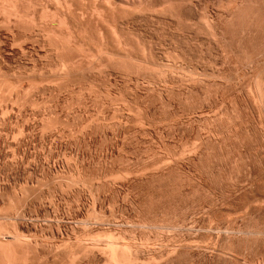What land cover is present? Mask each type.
Instances as JSON below:
<instances>
[{"label": "rangeland", "instance_id": "obj_1", "mask_svg": "<svg viewBox=\"0 0 264 264\" xmlns=\"http://www.w3.org/2000/svg\"><path fill=\"white\" fill-rule=\"evenodd\" d=\"M15 1L0 0V244L22 264H109V248L264 264V0Z\"/></svg>", "mask_w": 264, "mask_h": 264}, {"label": "bare ground", "instance_id": "obj_2", "mask_svg": "<svg viewBox=\"0 0 264 264\" xmlns=\"http://www.w3.org/2000/svg\"><path fill=\"white\" fill-rule=\"evenodd\" d=\"M9 2H10V0H8ZM13 1V0H12ZM16 1H19V0H16ZM15 1V2H16ZM44 1V0H43ZM49 1V0H48ZM95 1V0H94ZM97 1V0H96ZM124 1V0H123ZM133 1V0H132ZM139 1H141V0H139ZM148 1V0H147ZM161 1V0H160ZM176 1H178V0H176ZM190 1V0H189ZM188 1V2H189ZM233 1V0H232ZM240 1V0H239ZM247 1V0H246ZM250 1V0H249ZM257 1V0H256ZM6 2V1H5ZM39 2V1H38ZM55 2V1H54ZM63 2V1H62ZM100 2V1H99ZM126 2H128V1H126ZM138 2V1H137ZM143 2V1H142ZM165 2V1H164ZM167 2V1H166ZM169 2V1H168ZM185 2V1H184ZM197 2V1H196ZM195 2V3H196ZM234 2V1H233ZM241 2H242V0H241ZM244 2V1H243ZM2 4H3V2H1ZM20 3V2H19ZM27 3H29V2H27ZM40 3V2H39ZM56 3V2H55ZM58 3V2H57ZM60 3V2H59ZM106 3V5H107V2H105ZM190 3V2H189ZM250 3V2H249ZM256 3V2H255ZM7 4V3H6ZM11 4V3H10ZM15 3L13 2V5H14ZM21 4H23V3H21ZM20 4V5H21ZM41 4V3H40ZM49 4V3H48ZM70 4V3H69ZM96 4V3H95ZM167 4V3H166ZM248 4V3H247ZM264 4V3H263ZM4 5V4H3ZM30 5V4H29ZM35 5V4H34ZM64 5H66V3L64 4ZM97 5V4H96ZM126 5V4H125ZM130 5V4H129ZM137 5V4H136ZM167 5H169V4H167ZM166 5V6H167ZM185 5V4H184ZM183 5V6H184ZM231 5V4H230ZM234 4H232V6H233ZM237 5L239 6V4L237 3ZM9 6V5H8ZM57 6V5H56ZM67 6H69V5H67ZM103 6V5H102ZM107 6H109V5H107ZM115 6V5H114ZM42 7H43V5H42ZM44 7H46V6H44ZM43 7V8H44ZM122 7V6H121ZM126 7V6H125ZM136 7V6H135ZM140 7L142 8V6L140 5ZM168 7V6H167ZM187 7V6H186ZM5 8V7H4ZM21 8H23V7H21ZM36 8V7H35ZM94 8V7H93ZM179 8V7H178ZM189 8V7H188ZM233 8V7H232ZM237 7H235V9H236ZM257 8V7H256ZM2 9V8H1ZM12 9H13V7H12ZM26 9H28V7H26ZM32 9V8H31ZM138 10H139V8H137ZM148 9V8H147ZM150 9V8H149ZM177 9V8H176ZM244 9V8H243ZM7 10V9H6ZM6 10L4 11H1L2 13V15H4L3 13H8V11L6 12ZM9 11H13V10H11V7H10V9H8ZM43 10V9H42ZM45 10H46V8H45ZM56 10V9H55ZM69 10H70V8H69ZM99 10V9H98ZM101 10V9H100ZM113 9H111V11H112ZM160 10V9H159ZM240 10V9H239ZM16 11V10H15ZM15 11H13V13L15 12ZM49 11V10H48ZM68 11V10H67ZM94 11H96V10H94ZM126 11V10H125ZM129 11V10H128ZM132 11V10H131ZM130 11V12H131ZM136 11V10H135ZM134 11V12H135ZM153 11V10H152ZM155 11V10H154ZM165 11V10H164ZM169 11V10H168ZM186 11V10H185ZM249 11V10H248ZM11 12H9L8 13V16L6 17V15H5V17L6 18H8L9 17V14L11 13ZM17 12V11H16ZM32 12V11H31ZM47 12V11H46ZM70 12V11H69ZM87 12V11H86ZM97 12V11H96ZM103 12V11H102ZM161 12H162V10H161ZM160 12V13H161ZM171 12V11H170ZM177 12V11H176ZM232 12H233V10H232ZM231 12V13H232ZM13 13H11V14H13ZM35 13V12H34ZM40 13V12H39ZM41 13H43V12H41ZM58 13V12H57ZM100 13V12H99ZM114 13V12H113ZM124 13V12H123ZM178 13V12H177ZM223 13H224V11H223ZM237 13V12H236ZM241 13V12H240ZM15 14V13H14ZM29 14V13H28ZM33 14V13H32ZM45 14V13H44ZM49 14V13H48ZM47 14V15H48ZM52 14V13H51ZM87 14V13H86ZM94 14V13H93ZM101 14V13H100ZM112 14V13H111ZM118 14V13H117ZM128 14H129V12H128ZM127 14V15H128ZM135 14V13H134ZM155 14H157L156 12H155ZM162 14V13H161ZM178 14H180V13H178ZM238 14V13H237ZM237 14H236V17H237ZM247 14V13H246ZM250 14V13H249ZM248 14V15H249ZM18 15V14H17ZM16 15V16H17ZM23 15V14H22ZM91 15H92V13H91ZM98 15V14H97ZM114 15H115V13H114ZM121 15V14H120ZM145 15V14H144ZM165 15H167V14H165ZM203 15V14H202ZM232 15V14H231ZM233 15H235L234 13H233ZM243 15V14H242ZM245 15V14H244ZM247 15V16H248ZM63 16V15H62ZM81 16V15H80ZM102 16V15H101ZM117 16V15H116ZM123 16V15H122ZM139 16V15H138ZM137 16V17H138ZM162 16V15H161ZM180 16H184V15H180ZM204 16V15H203ZM208 16V15H207ZM206 16V19L205 20H207V17ZM222 16V15H221ZM247 16H246V18H247ZM252 16V15H251ZM2 17V16H1ZM4 17V18H5ZM39 17V16H38ZM46 17V16H45ZM49 17H51V16H49ZM55 17V16H54ZM90 17V16H89ZM99 17V16H98ZM112 17V16H111ZM163 17H164V15H163ZM162 17V18H163ZM173 17V16H172ZM179 17V16H178ZM193 17V16H192ZM197 17V16H196ZM231 17V16H230ZM3 18V17H2ZM13 18V17H12ZM30 18V17H29ZM43 18V17H42ZM47 18V17H46ZM82 18H83V16H82ZM92 18V17H91ZM100 18V17H99ZM125 18H127V17H125ZM146 18V17H145ZM180 18V17H179ZM178 18V19H179ZM182 18V17H181ZM186 18V17H185ZM198 18V17H197ZM209 18H211V17H209ZM10 19H11V17H10ZM26 19V18H25ZM31 19V18H30ZM41 19V18H40ZM53 19V18H52ZM52 19H50V20H52ZM55 19V18H54ZM58 19V18H57ZM60 19V18H59ZM62 19V18H61ZM101 19V18H100ZM110 19V18H109ZM123 19V18H122ZM153 19V18H152ZM159 19V18H158ZM176 19V18H175ZM178 19H176V20H178ZM198 19H202V18H198ZM221 19V18H220ZM6 20V19H5ZM16 20V19H15ZM14 20V21H15ZM22 20V19H21ZM47 20V19H46ZM45 20V21H46ZM68 20V19H67ZM81 20V19H80ZM102 20V19H101ZM131 20V19H130ZM165 20V19H164ZM170 20V19H169ZM196 20V19H195ZM203 20V19H202ZM227 20V19H226ZM8 21V20H7ZM19 21V20H18ZM28 21H29V19H28ZM39 21V20H38ZM96 21V20H95ZM160 21H162V20H160ZM174 21V20H173ZM204 21V20H203ZM208 21V20H207ZM214 21V20H213ZM217 21V20H216ZM225 21V20H224ZM238 21V20H237ZM34 22V21H33ZM50 22V21H49ZM62 22V21H61ZM92 22V21H91ZM130 22V21H129ZM156 22H157V20H156ZM172 22V21H171ZM190 22V21H189ZM198 22V21H197ZM201 22V21H200ZM199 22V23H200ZM204 22H206V21H204ZM209 22H210V19H209ZM233 22H234V20H233ZM245 22H247V21H245ZM4 23V22H3ZM24 23V22H23ZM36 23V22H35ZM34 23V24H35ZM54 23V22H53ZM52 23V24H53ZM143 23V22H142ZM148 23V22H147ZM159 23V22H158ZM157 23V24H158ZM161 23V22H160ZM175 23V22H174ZM177 23V22H176ZM179 23V22H178ZM185 23V22H184ZM188 23V22H187ZM191 23V22H190ZM218 23H219V21H218ZM218 23H216V24H218ZM224 23V22H223ZM226 23V22H225ZM248 23V22H247ZM251 23V22H250ZM7 24H9V23H7ZM21 24V23H20ZM27 24V23H26ZM33 24V23H32ZM33 24V25H34ZM50 24H51V22H50ZM63 24V23H62ZM110 24V23H109ZM115 24V23H114ZM156 24V23H155ZM189 24V23H188ZM194 24V23H193ZM202 24V23H201ZM203 24H205V23H203ZM206 24H208V22H206ZM222 24V23H221ZM239 24V23H238ZM249 24V23H248ZM260 24V23H259ZM258 24V25H259ZM11 25H13V23H11ZM32 25V26H33ZM41 25V24H40ZM69 25V24H68ZM145 25V24H144ZM151 25V24H150ZM167 25V24H166ZM173 25V24H172ZM182 25V24H181ZM191 25V24H190ZM209 25H210V23H209ZM214 25V24H213ZM233 25V24H232ZM236 25H237V23H236ZM250 25V24H249ZM251 25H252V23H251ZM4 26V25H3ZM31 26V25H30ZM38 26V25H37ZM51 26V25H50ZM58 26H60V24H58ZM74 26V25H73ZM109 26V25H108ZM169 26V25H168ZM176 26V25H175ZM184 26V25H183ZM205 26H207V25H205ZM247 26V25H246ZM26 27V26H25ZM29 27V26H28ZM34 27H35V25H34ZM64 27H66V26H64ZM106 27V26H105ZM146 27V26H145ZM165 27H167V26H165ZM164 27V28H165ZM204 27V26H203ZM218 27V26H217ZM227 27V26H226ZM226 27H225V29H226ZM231 28H232V26H230ZM259 27V26H258ZM264 27V26H263ZM37 28V27H36ZM35 28V29H36ZM40 28H41V26H40ZM45 28V27H44ZM56 28V27H55ZM77 28V27H76ZM93 28V27H92ZM99 28V27H98ZM111 28V27H110ZM137 28V27H136ZM189 28H190V26H189ZM228 28V27H227ZM242 28H243V26H242ZM254 28V27H253ZM96 29V28H95ZM119 29V28H118ZM133 29V28H132ZM144 29V28H143ZM150 29V28H149ZM155 29V28H154ZM192 29V28H191ZM204 29V28H203ZM205 29H210V32L211 33H216V28L214 27V26H210L209 28H208V26L205 28ZM230 29V28H229ZM238 29V28H237ZM260 29V28H259ZM20 30V29H19ZM41 30V29H40ZM68 30V29H67ZM86 30V29H85ZM108 30H110V29H108ZM116 30V29H115ZM122 30H123V28H122ZM157 30V29H156ZM220 30V29H219ZM219 30H217V32L219 31ZM234 30H236V29H234ZM241 30H244V29H241ZM7 31V30H6ZM51 31V30H50ZM99 31V30H98ZM111 31H113L112 29H111ZM125 31V30H124ZM132 31V30H131ZM137 31V30H136ZM139 31V30H138ZM149 31V30H148ZM176 31V30H175ZM182 31V30H181ZM193 31V30H192ZM199 31H201V30H199ZM199 31H198V33H199ZM204 31V30H203ZM207 31V30H206ZM16 32V31H15ZM53 32V31H52ZM51 32V33H52ZM94 32V31H93ZM92 32V33H93ZM134 32V31H133ZM143 32V31H142ZM187 32V31H186ZM197 32V31H196ZM237 32V31H236ZM241 32H243V31H241ZM9 33V32H8ZM24 33V32H23ZM28 33H29V31H28ZM46 33V32H45ZM63 33V32H62ZM68 33V32H67ZM72 33V32H71ZM101 33V32H100ZM114 33V32H113ZM116 33V32H115ZM124 33V32H123ZM195 33V32H194ZM201 33V32H200ZM202 33H204V32H202ZM209 33V32H208ZM220 33V32H219ZM226 33V32H225ZM234 33V32H233ZM254 33V32H253ZM7 34V33H6ZM16 34V33H15ZM36 34V33H35ZM82 34V33H81ZM109 34V33H108ZM205 34V33H204ZM221 34V33H220ZM238 34V33H237ZM244 34V33H243ZM22 34H20V36H21ZM26 35V34H25ZM29 35V34H28ZM31 35V34H30ZM40 35V34H39ZM44 35V34H43ZM42 35V37H44ZM49 35H51L50 33H49ZM56 35V34H55ZM54 35V36H55ZM63 35V34H62ZM101 35V34H100ZM123 35H125V34H123ZM177 35V34H176ZM195 35V34H194ZM202 35V34H201ZM206 35V34H205ZM209 35V34H208ZM215 35V34H214ZM240 35V34H239ZM32 36V35H31ZM34 36V35H33ZM41 36V35H40ZM51 36H53V35H51ZM70 35H68V37H69ZM73 36V35H72ZM116 36V35H115ZM211 36V35H210ZM257 36V35H256ZM262 36V35H261ZM38 37V36H37ZM67 37V38H68ZM88 37V36H87ZM186 37V36H185ZM212 37H215V36H212ZM225 37V36H224ZM245 37V36H244ZM264 37V36H263ZM17 38V37H16ZM53 38V37H52ZM90 38V37H89ZM103 38V37H102ZM108 38V37H107ZM19 39V38H18ZM26 39H27V37H26ZM31 39H33V38H31ZM39 39H41V38H39ZM46 39V38H45ZM44 39V40H45ZM57 39V38H56ZM120 39V38H119ZM190 39V38H189ZM228 39V38H227ZM250 39V38H249ZM13 40V39H12ZM16 40V39H15ZM64 40V39H63ZM62 40V41H63ZM121 40V39H120ZM123 40V39H122ZM232 40V39H231ZM244 40V39H243ZM14 41V40H13ZM18 41V40H17ZM38 41V40H37ZM43 41V40H42ZM56 41V40H55ZM67 41V40H66ZM90 41V40H89ZM104 41V40H103ZM103 41H101V42H103ZM213 41V40H212ZM254 41V40H253ZM263 41H264V39H263ZM106 42H108V41H106ZM116 42V41H115ZM119 42V41H118ZM50 43V42H49ZM64 43V42H63ZM82 43V42H81ZM94 43V42H93ZM113 43H114V40H113ZM204 43V42H203ZM227 43V42H226ZM247 43V42H246ZM262 43V42H261ZM67 45H68V43H66ZM66 44L64 45V46H66ZM85 44V43H84ZM106 44V43H105ZM119 44V43H118ZM124 44V43H123ZM183 44H184V42H183ZM186 44V43H185ZM189 44V43H188ZM223 44H224V42H223ZM244 44V43H243ZM248 44V43H247ZM43 45V44H42ZM48 45H50V44H48ZM48 45H47V47H48ZM197 45V44H196ZM236 45V44H235ZM52 46V45H51ZM60 46V45H59ZM70 46V45H69ZM108 46V45H107ZM111 46V45H110ZM118 46H120V45H118ZM175 46V45H174ZM184 46V45H183ZM224 46V45H223ZM240 46V45H239ZM238 46V47H239ZM251 46V45H250ZM253 46V45H252ZM74 47H75V44H74ZM230 47V46H229ZM233 47V46H232ZM244 47V46H243ZM42 48V47H41ZM66 48H68V47H66ZM100 48V47H99ZM117 48V47H116ZM122 48H125V47H122ZM247 48V47H246ZM262 48V47H261ZM47 49V48H46ZM70 49V48H69ZM73 49H78L77 48V46H76V48H73ZM80 49H81V47H80ZM88 49V48H87ZM101 49V48H100ZM105 49H108V48H106L105 47ZM143 49L144 48H142V50L141 51H143ZM152 49V48H151ZM190 49V48H189ZM214 49H216V48H214ZM254 49V48H253ZM259 49H260V47H259ZM264 49V48H263ZM58 50V49H57ZM109 50V49H108ZM120 50H121V47H120ZM147 50V49H146ZM220 50V49H219ZM236 50V49H235ZM260 50H262V49H260ZM3 51V50H2ZM45 51V50H44ZM58 51H60V50H58ZM64 51V50H63ZM100 51V50H99ZM103 51H104V49H103ZM106 51V50H105ZM104 51V52H105ZM132 51V50H131ZM129 52V51H128ZM237 52V51H236ZM244 52V51H243ZM246 52V51H245ZM254 52V51H253ZM45 53V52H44ZM52 53V52H51ZM58 53V52H57ZM64 53V52H63ZM235 53V52H234ZM252 53V52H251ZM68 54V53H67ZM79 54V53H78ZM86 54H88L87 53V51H86ZM99 54V53H98ZM97 54V55H98ZM107 54V53H106ZM120 54V53H119ZM128 54V53H127ZM131 54V53H130ZM145 54V53H144ZM143 54V56H145ZM221 54V53H220ZM223 54V53H222ZM227 54V53H226ZM244 54V53H243ZM260 54V53H259ZM37 55V54H36ZM58 55V54H57ZM60 55H62V54H60ZM60 55H58V58H59V56ZM109 55V54H108ZM125 55V54H124ZM140 55V54H139ZM157 55V54H156ZM170 55V54H169ZM183 55V54H182ZM185 55V54H184ZM183 55V56H184ZM230 55V54H229ZM236 55H237V53H236ZM240 55V54H239ZM51 56V55H50ZM63 56H64V54H63ZM113 56V55H112ZM122 56V55H121ZM127 56V55H126ZM138 56V55H137ZM150 56V55H149ZM257 56V55H256ZM99 57V56H98ZM109 57V56H108ZM148 57V56H147ZM153 57V56H152ZM182 57V56H181ZM227 57V56H226ZM254 57H255V55H254ZM258 57V56H257ZM256 57V58H257ZM37 58V57H36ZM103 58V57H102ZM113 58V57H112ZM119 58V57H118ZM146 58V57H145ZM167 58V57H166ZM216 58V57H215ZM245 58V57H244ZM252 58V57H251ZM57 59V58H56ZM60 59V58H59ZM62 59V58H61ZM72 59V58H71ZM108 59L109 58H107V61H108ZM131 59V58H130ZM139 59V58H138ZM142 59V58H141ZM170 59V58H169ZM183 59V58H182ZM239 59V58H238ZM243 59V58H242ZM50 60V59H49ZM86 60H88V59H86ZM93 60V59H92ZM91 60V61H92ZM97 60V59H96ZM121 61H122V59H120ZM129 60V59H128ZM152 60V59H151ZM240 60V59H239ZM257 60V59H256ZM52 61V60H51ZM70 61H72V60H70ZM117 61H119V60H117ZM132 61V60H131ZM202 61V60H201ZM244 61H246V60H244ZM87 62V61H86ZM93 62H94V60H93ZM158 62V61H157ZM168 62V61H167ZM47 63V62H46ZM56 63V62H55ZM69 63V62H68ZM88 63V62H87ZM96 63V62H95ZM98 63H99V60H98ZM112 63V62H111ZM136 63V62H135ZM152 63V62H151ZM239 63V62H238ZM249 63V62H248ZM252 63V62H251ZM61 64H63V63H61ZM133 64V63H132ZM138 64V63H137ZM260 64V63H259ZM26 65V64H25ZM45 65V64H44ZM49 65V64H48ZM51 65V64H50ZM49 65V66H50ZM53 65V64H52ZM59 65V64H58ZM91 65V64H90ZM124 65V64H123ZM154 65H155V63H154ZM168 65V64H167ZM229 65V64H228ZM249 65H250V63H249ZM255 65V64H254ZM20 66V65H19ZM39 66V65H38ZM41 66V65H40ZM43 66V65H42ZM54 66V65H53ZM63 66V65H62ZM69 66V65H68ZM82 66V65H81ZM85 66V65H84ZM101 66V65H100ZM136 66V65H135ZM139 66V65H138ZM145 66V65H144ZM180 66V65H179ZM247 66V65H246ZM33 67V66H32ZM45 67V66H44ZM56 67H58V66H56L55 65V67L54 68H56ZM88 67V66H87ZM92 67V66H91ZM150 67V66H149ZM169 67V66H168ZM167 67V68H168ZM244 67H245V65H244ZM256 67V66H255ZM17 68H19V67H17ZM22 68V67H21ZM53 68V69H54ZM60 68H62V67H60ZM72 68V67H71ZM70 68V69H71ZM102 68V67H101ZM105 68V67H104ZM134 68V67H133ZM142 68V67H141ZM208 68V67H207ZM257 68V67H256ZM56 69H58V68H56ZM69 69V68H68ZM75 69V68H74ZM92 69H93V67H92ZM107 69V68H106ZM150 69V68H149ZM250 69H252V68H250ZM5 70V69H4ZM62 70H63V68H62ZM62 70H61V72H62ZM141 70V69H140ZM144 70V69H143ZM160 70V69H159ZM228 70V69H227ZM1 71V70H0ZM56 71V70H55ZM65 71V70H64ZM72 71V70H71ZM81 71V70H80ZM91 71V70H90ZM125 71V70H124ZM131 71V70H130ZM180 71V70H179ZM37 72V71H36ZM51 72V71H50ZM60 72V71H59ZM102 72H104V71H102ZM123 72V71H122ZM128 72V71H127ZM146 72V71H145ZM254 72H256V71H254ZM261 72V71H260ZM259 72V73H260ZM63 73V72H62ZM136 73V72H135ZM150 73V72H149ZM159 73V72H158ZM163 73H164V71H163ZM186 73H188V72H186ZM190 73V72H189ZM249 73V72H248ZM258 73V74H259ZM21 74V73H20ZM20 74H19V76H20ZM87 74V73H86ZM113 74V73H112ZM160 74V73H159ZM184 74H185V72H184ZM254 74V73H253ZM262 74V73H261ZM1 75H3V74H1ZM9 75V74H8ZM34 75V74H33ZM49 75V74H48ZM130 75V74H129ZM135 75V74H134ZM143 75V74H142ZM145 75V74H144ZM147 76H148V74H146ZM203 75V74H202ZM28 76V75H27ZM37 76V75H36ZM63 76V75H62ZM71 76H73V75H71ZM98 76V75H97ZM178 76V75H177ZM257 76V75H256ZM261 76V75H260ZM7 77V76H6ZM47 77V76H46ZM65 77V76H64ZM123 77V76H122ZM137 77V76H136ZM143 77V76H142ZM148 77H150V76H148ZM148 77L146 78V79H148ZM153 77V76H152ZM175 77V76H174ZM191 78H192V76H190ZM197 77V76H196ZM56 78H58V77H56ZM63 78V77H62ZM76 78V77H75ZM145 78V77H144ZM157 78H159V77H157ZM187 78V77H186ZM260 78V77H259ZM264 78V77H263ZM20 79V78H19ZM94 79V78H93ZM97 79V78H96ZM95 79V80H96ZM153 79V78H152ZM5 80V79H4ZM9 81V80H8ZM42 81V80H41ZM56 81V80H55ZM155 81V80H154ZM253 81H255V79L253 80ZM76 82V81H75ZM97 82V81H96ZM193 82H194V80H193ZM201 82V81H200ZM261 82V81H260ZM259 82V83H260ZM263 82V81H262ZM29 83V82H28ZM58 83V82H57ZM62 83V82H61ZM155 83V82H154ZM109 84V83H108ZM125 84V83H124ZM256 84H258V83H256ZM264 84V83H263ZM3 85V84H2ZM1 85V86H2ZM8 85V84H7ZM6 85V86H7ZM28 85V84H27ZM33 85V84H32ZM139 85V84H138ZM205 85V84H204ZM218 85V84H217ZM5 86V89H8L9 90V88H7ZM13 86H15V85H13ZM31 86V85H30ZM53 86V85H52ZM103 86V85H102ZM250 86V85H249ZM253 86V85H252ZM61 87V86H60ZM136 87V86H135ZM138 87V86H137ZM248 87V86H247ZM11 88V87H10ZM22 88V87H21ZM79 88V87H78ZM214 88V87H213ZM249 88V87H248ZM255 89H256V87H254ZM257 88H258V85H257ZM14 89H15V87H14ZM19 89H20V87H19ZM83 89V88H82ZM113 89V88H112ZM132 89V88H131ZM7 90V91H8ZM44 90V89H43ZM81 90V89H80ZM107 90V89H106ZM180 90V89H179ZM186 90V89H185ZM250 90V89H249ZM249 90H248V92H249ZM258 90V89H257ZM1 91V90H0ZM16 91V90H15ZM14 91V92H15ZM22 91V90H21ZM62 91V90H61ZM85 91V90H84ZM191 91V90H190ZM252 91V90H251ZM10 92H13L12 91V89H11V91H9V93ZM20 92V91H19ZM151 92V91H150ZM152 92H154V91H152ZM166 92H168V91H166ZM173 92V91H172ZM1 93V92H0ZM24 93V92H23ZM41 93V92H40ZM78 93V92H77ZM92 93V92H91ZM155 93V92H154ZM161 93V92H160ZM244 93V92H243ZM251 93V92H250ZM258 93V92H257ZM261 93V94H260ZM260 93L257 95V97H258V99H259V103H258V99H257V103L260 105H262L261 107H263V104H264V91L262 92V91H260ZM263 93V94H262ZM6 94V93H5ZM22 94V93H21ZM25 94V93H24ZM61 94V93H60ZM169 94V93H168ZM167 94V95H168ZM183 94V93H182ZM204 94V93H203ZM254 94V93H253ZM12 95V94H11ZM77 95V94H76ZM89 95V94H88ZM164 95V94H163ZM172 95V94H171ZM189 95V94H188ZM197 95V94H196ZM40 96V95H39ZM48 96V95H47ZM79 96V95H78ZM77 96V97H78ZM181 96V95H180ZM183 96V95H182ZM260 96V97H259ZM3 97V96H2ZM10 97V96H9ZM15 97V96H14ZM99 97V96H98ZM187 97V96H186ZM209 97V96H208ZM237 97V96H236ZM5 98V97H4ZM26 98V97H25ZM153 98V97H152ZM165 98V97H164ZM181 98V97H180ZM184 98V97H183ZM204 98V97H203ZM256 98V97H255ZM2 99V98H1ZM14 99V98H13ZM17 99V98H16ZM69 99V98H68ZM187 99V98H186ZM189 99V98H188ZM205 99V98H204ZM251 99V98H250ZM253 99V98H252ZM251 99V100H252ZM27 100V99H26ZM197 100V99H196ZM244 100V99H243ZM14 101H17V100H14ZM34 101V100H33ZM53 101V100H52ZM81 101H83V100H81ZM250 101V100H249ZM255 101V100H254ZM40 102V101H39ZM43 102V101H42ZM79 102V101H78ZM134 102H136L135 100H134ZM164 102V101H163ZM179 102H181V101H179ZM183 102H185L184 100H183ZM187 102H188V100H187ZM204 102V101H203ZM220 103V102H219ZM263 103V104H262ZM6 104V103H5ZM20 104V103H19ZM73 104V103H72ZM79 104V103H78ZM96 104V103H95ZM120 104H121V102H120ZM192 104V103H191ZM104 105V104H103ZM198 105V104H197ZM237 105V104H236ZM258 105V106H259ZM4 106V105H3ZM55 106V105H54ZM72 106V105H71ZM138 106V105H137ZM164 107H165V105H163ZM249 106V105H248ZM6 107V106H5ZM50 107V106H49ZM98 107V106H97ZM218 107V106H217ZM260 107V108H261ZM10 108V107H9ZM43 108V107H42ZM170 108V107H169ZM191 108V107H190ZM259 108V107H258ZM264 108V107H263ZM262 108V110L263 111H261V112H264V109ZM7 109V108H6ZM49 109V108H48ZM66 109V108H65ZM105 109V108H104ZM166 109V108H165ZM168 109V108H167ZM39 110V109H38ZM68 110H71V109H68ZM164 110V109H163ZM178 110V109H177ZM223 110V109H222ZM259 110V109H258ZM56 111V110H55ZM141 111V110H140ZM259 111V112H260ZM22 112V111H21ZM39 112V111H38ZM74 112H75V110H74ZM103 112V111H102ZM108 112V111H107ZM106 112V113H107ZM122 112V111H121ZM193 112V111H192ZM4 113V112H3ZM54 113V112H53ZM52 113V114H53ZM100 113V112H99ZM257 113V112H256ZM8 114V113H7ZM19 114V113H18ZM119 114H121V113H119ZM0 115H1V113H0ZM3 115H5V114H3ZM49 115V114H48ZM59 115V114H58ZM67 115V114H66ZM201 115V114H200ZM223 115V114H222ZM258 115V114H257ZM51 116V115H50ZM117 116V115H116ZM232 116V115H231ZM2 117V116H1ZM46 117V116H45ZM44 117V118H45ZM219 117V116H218ZM259 117V116H258ZM262 117V116H261ZM53 118V117H52ZM94 118V117H93ZM224 118V117H223ZM15 119V118H14ZM34 119V118H33ZM46 119V118H45ZM227 119V118H226ZM23 120V119H22ZM44 120V119H43ZM75 120H76V118H75ZM93 120V119H92ZM97 120V119H96ZM116 120V119H115ZM253 120V119H252ZM258 120V119H257ZM256 120V121H257ZM15 121V120H14ZM125 121V120H124ZM143 121V120H142ZM158 121V120H157ZM179 121V120H178ZM26 122V121H25ZM48 122V121H47ZM76 122V121H75ZM30 123V122H29ZM68 123V122H67ZM151 123V122H150ZM259 123V122H258ZM17 124V123H16ZM72 124V123H71ZM102 124V123H101ZM113 124V123H112ZM129 124V123H128ZM263 124V123H262ZM77 125V124H76ZM198 125V124H197ZM259 125V124H258ZM109 126V125H108ZM114 126V125H113ZM262 126V125H261ZM261 126H259V127H261ZM263 127V126H262ZM35 128H37V127H35ZM73 128V127H72ZM82 128V127H81ZM140 128V127H139ZM170 128V127H169ZM66 129V128H65ZM259 129V128H258ZM263 129V128H262ZM28 130V129H27ZM67 130H69V129H67ZM199 131V130H198ZM10 132V131H9ZM42 132V131H41ZM115 132V131H114ZM222 132V131H221ZM81 133V132H80ZM91 133V132H90ZM61 134V133H60ZM238 134V133H237ZM58 135V134H57ZM235 135V134H234ZM6 136V135H5ZM28 136V135H27ZM123 136V135H122ZM55 137V136H54ZM33 138V137H32ZM57 138V137H56ZM55 138V139H56ZM195 140V139H194ZM42 141V140H41ZM206 142V141H205ZM18 143V142H17ZM22 144V143H21ZM18 146V145H17ZM156 147V146H155ZM163 149V148H162ZM198 149V148H197ZM261 149H264V148H261ZM156 151V150H155ZM190 152V151H189ZM191 152H193V151H191ZM220 152V151H219ZM264 152V151H263ZM156 155V154H155ZM262 155V154H261ZM264 155V154H263ZM263 155H262V157H263ZM209 157V156H208ZM196 158V157H195ZM161 160V159H160ZM206 160V159H205ZM54 161V160H53ZM168 162V161H167ZM191 162V161H190ZM53 164V163H52ZM166 165V164H165ZM179 165V164H178ZM248 165V164H247ZM258 165V164H257ZM63 167V166H62ZM151 167V166H150ZM211 167V166H210ZM76 171V170H75ZM153 171V170H152ZM71 172V171H70ZM110 173V172H109ZM154 173V172H153ZM167 173V172H166ZM193 175V174H192ZM106 177V176H105ZM180 177V176H179ZM212 177V176H211ZM98 178V177H97ZM178 179V178H177ZM210 179V178H209ZM81 180H83V179H81ZM3 183V182H2ZM85 183V182H84ZM250 183V182H249ZM56 184V183H55ZM63 184V183H62ZM81 184V183H80ZM91 184V183H90ZM178 184V183H177ZM235 184V183H234ZM32 186V185H31ZM193 186V185H192ZM20 187V186H19ZM81 188V187H80ZM214 188V187H213ZM15 191V190H14ZM63 192V191H62ZM118 192V191H117ZM176 192V191H175ZM170 193V192H169ZM4 194V193H3ZM207 194V193H206ZM182 195V194H181ZM2 196V195H1ZM15 196V195H14ZM21 196V195H20ZM58 196V195H57ZM160 196V195H159ZM162 196V195H161ZM52 197V196H51ZM7 198V197H6ZM173 198V197H172ZM13 199V198H12ZM26 199V198H25ZM149 199V198H148ZM187 199V198H186ZM184 200V199H183ZM21 201V200H20ZM17 202H19V201H17ZM196 202V201H195ZM2 204V203H1ZM18 204V203H17ZM137 204V203H136ZM16 206H18V205H16ZM234 206V205H233ZM10 207H13V206H10ZM209 207V206H208ZM16 208V207H15ZM15 208H14V210H15ZM3 210V209H2ZM12 210V209H11ZM13 210V211H14ZM21 210V209H20ZM23 211V210H22ZM159 212H160V210H159ZM154 213V212H153ZM161 213V212H160ZM6 214V213H5ZM2 215V214H1ZM20 215V214H19ZM238 215V214H237ZM9 217H11V216H9ZM15 217V216H14ZM158 217H159V215H158ZM4 218V217H3ZM2 218V219H3ZM8 218V217H7ZM37 218V217H36ZM95 219V218H94ZM155 219V218H154ZM175 219V218H174ZM58 220V219H57ZM159 220V219H158ZM4 221V220H3ZM3 221H1V222H3ZM182 221V220H181ZM9 222V221H8ZM14 222H17V221H14ZM23 222V221H22ZM94 222V221H93ZM10 223V222H9ZM20 223V222H19ZM103 223H104V221H103ZM178 223V222H177ZM4 224H5V221H4ZM44 224V223H43ZM6 225V224H5ZM35 225V224H34ZM99 226V225H98ZM116 226V225H115ZM131 226V225H130ZM161 226V225H160ZM219 226V225H218ZM134 227V226H133ZM153 227V226H152ZM204 227H206V226H204ZM8 228V227H7ZM90 228V227H89ZM162 228H163V226H162ZM14 229V228H13ZM1 230V229H0ZM3 230V229H2ZM101 230V229H100ZM150 230V229H149ZM155 230V229H154ZM208 230V229H207ZM84 231H86V230H84ZM156 231V230H155ZM199 231V230H198ZM100 232V231H99ZM176 232V231H175ZM191 232V231H190ZM243 232V231H242ZM112 233V232H111ZM110 233V234H111ZM182 233V232H181ZM235 233V232H234ZM244 233H245V231H244ZM196 234V233H195ZM83 235V234H82ZM109 235V234H108ZM114 235V234H113ZM210 235V234H209ZM220 235V234H219ZM226 236H227V234H225ZM235 235V234H234ZM233 235V236H234ZM243 235V234H242ZM246 235V234H245ZM2 237H3V235H1ZM0 236V237H1ZM5 236V235H4ZM98 236V235H97ZM110 236H112V235H110ZM233 236H231V237H233ZM255 236H257V235H255ZM2 237H1V240H3L2 239ZM8 237H10V236H8ZM7 237V238H8ZM86 237V236H85ZM91 237V236H90ZM95 237V236H94ZM230 237V236H229ZM228 237V238H229ZM5 238V237H4ZM12 238V237H11ZM48 238V237H47ZM98 238V237H97ZM105 238V237H104ZM110 238V237H109ZM240 238V237H239ZM9 239V238H8ZM7 239V241H5L4 243L2 242V245L0 244V247L2 248V251H0V255H1V253H3V254H5L6 253V255L7 256H9V257H7L8 259L10 258V261L8 262L9 264H20L21 263V261H20V257L18 258L17 256H16V253H15V251L13 250L14 248H13V246H12V244H11V242L9 241ZM95 239V238H94ZM98 239H100V238H98ZM117 239V238H116ZM0 240V241H1ZM6 240V239H5ZM13 240V239H12ZM23 240V239H22ZM92 241V240H91ZM95 242H96V240H95ZM109 242V241H108ZM116 242V241H115ZM1 243V242H0ZM82 243V242H81ZM118 243V242H117ZM107 244V243H106ZM45 245V244H44ZM77 246V245H76ZM92 246V245H91ZM91 246H90V248H91ZM15 248H17L18 246H14ZM78 247V246H77ZM89 247V246H88ZM103 247V246H102ZM101 247V248H102ZM105 247H107V245L105 246ZM109 247H111V246H109ZM70 248V247H69ZM174 248V247H173ZM107 249V248H106ZM43 250V249H42ZM62 250V249H61ZM109 251H110V253H109V257H108V261H109V264H128L129 263V260H125V261H123L122 260V258H121V260H120V258H118V256H116L117 254H116V250L115 251H113V250H110V248L108 249ZM124 250V249H123ZM172 250V249H171ZM20 251V250H19ZM177 251V250H176ZM5 252V253H4ZM103 252V251H102ZM121 253V252H120ZM19 254H21V252H19L17 255H19ZM172 254V253H171ZM6 255H4V256H6ZM27 255V254H26ZM94 255V254H93ZM222 255V254H221ZM78 256V255H77ZM176 256V255H175ZM223 256V255H222ZM74 257H76V256H74ZM107 256H105V258H106ZM125 257H126V255H125ZM6 257H5V259L6 260H8ZM127 259V258H126ZM178 260V259H177ZM193 260V259H192ZM70 261H72V260H70ZM24 262H25V260H24ZM27 262V261H26ZM174 262V261H173ZM5 263V262H4ZM73 263V262H72ZM103 263V262H102ZM130 263H131V261H130ZM153 263V262H152ZM203 263V262H202ZM212 263V262H211ZM216 263V262H215ZM7 264V263H6ZM22 264V263H21ZM26 264V263H25ZM136 264H137V262H136ZM209 264V263H208Z\"/></svg>", "mask_w": 264, "mask_h": 264}]
</instances>
